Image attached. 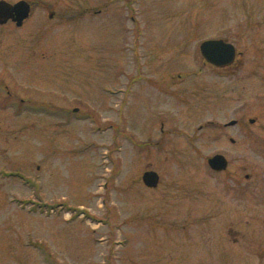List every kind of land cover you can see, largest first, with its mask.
<instances>
[{
    "label": "rangeland",
    "instance_id": "374dc122",
    "mask_svg": "<svg viewBox=\"0 0 264 264\" xmlns=\"http://www.w3.org/2000/svg\"><path fill=\"white\" fill-rule=\"evenodd\" d=\"M27 1L0 23V264H264V0Z\"/></svg>",
    "mask_w": 264,
    "mask_h": 264
},
{
    "label": "water",
    "instance_id": "95a60500",
    "mask_svg": "<svg viewBox=\"0 0 264 264\" xmlns=\"http://www.w3.org/2000/svg\"><path fill=\"white\" fill-rule=\"evenodd\" d=\"M31 4L27 0H20L11 3L7 0H0V23L5 24L10 19L17 22L21 26L24 20L30 15ZM201 53L212 64L227 65L231 63L235 56L234 44L224 39H207L200 45ZM255 120L252 119L251 122ZM232 121L231 124H234ZM209 164L216 170H224L228 166V160L223 154H216L209 159ZM143 181L149 187H156L160 181V175L155 170H147L143 174Z\"/></svg>",
    "mask_w": 264,
    "mask_h": 264
},
{
    "label": "flooded vegetation",
    "instance_id": "af4514ba",
    "mask_svg": "<svg viewBox=\"0 0 264 264\" xmlns=\"http://www.w3.org/2000/svg\"><path fill=\"white\" fill-rule=\"evenodd\" d=\"M15 3V2H14ZM31 12H32V4H31ZM31 12H30V14H31ZM102 12V10L101 9H99V10H95V13L97 14V13H101ZM30 16V15H29ZM27 20V18L24 20V22ZM7 23H9V24H16L17 25V23H16V21H14L13 19H10ZM235 46V45H234ZM235 51H236V56H235V58H234V60L231 62V63H229V64H227V65H223V66H220V65H216V64H212V63H209V62H207L205 59H204V61H205V63L206 64H208L210 67H212V68H214V77L217 75V79H220V78H222V76H232L233 74H235V67H237L238 65H239V61H238V59H237V52H238V50H237V47L235 46ZM181 76V75H180ZM228 76V77H229ZM154 81V82H153ZM153 83L154 84H159L160 85V87H165V83L163 84V83H161V82H159V81H155L154 79H153ZM48 106H51V107H54V105H49V104H47ZM53 109V108H52ZM58 109H60V108H58ZM251 120L252 119H250V122H251ZM255 120V119H254ZM231 121H233V120H231ZM231 121H229L228 123H225L224 125H225V127H230V126H233V125H236L237 123H238V120H234L235 121V123L234 124H229ZM210 122H213V121H211L210 120ZM252 123V122H251ZM231 141L233 142V143H235L236 142V140L234 139V138H231ZM216 154H220V153H216ZM216 154H214V155H216ZM222 154V153H221ZM214 155H212L211 157H213ZM224 155V154H223ZM211 157H209L208 158V163H209V159L211 158ZM227 158V157H226ZM227 160H228V158H227ZM210 165V164H209ZM228 166H229V160H228ZM228 166H227V168H228ZM210 167H211V165H210ZM212 168V167H211ZM226 168V169H227ZM214 171H217V172H219V170H215L214 168H212ZM247 177H250L249 175H247Z\"/></svg>",
    "mask_w": 264,
    "mask_h": 264
}]
</instances>
